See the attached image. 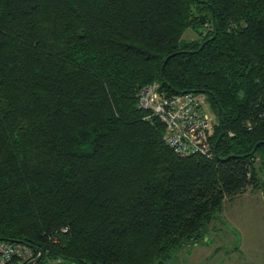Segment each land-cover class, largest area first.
I'll use <instances>...</instances> for the list:
<instances>
[{
    "label": "trees",
    "instance_id": "16d2710c",
    "mask_svg": "<svg viewBox=\"0 0 264 264\" xmlns=\"http://www.w3.org/2000/svg\"><path fill=\"white\" fill-rule=\"evenodd\" d=\"M152 82L219 108L210 157L166 144ZM256 158L264 0H0V240L38 264H165L263 189Z\"/></svg>",
    "mask_w": 264,
    "mask_h": 264
},
{
    "label": "rangeland",
    "instance_id": "374dc122",
    "mask_svg": "<svg viewBox=\"0 0 264 264\" xmlns=\"http://www.w3.org/2000/svg\"><path fill=\"white\" fill-rule=\"evenodd\" d=\"M195 36L190 28L182 34L184 39ZM211 111L216 113L212 107ZM255 164L260 168L258 158ZM258 171L263 178L264 170ZM247 190L225 199L206 237L174 251L165 264H264V196L259 187ZM58 261L46 259L45 264Z\"/></svg>",
    "mask_w": 264,
    "mask_h": 264
},
{
    "label": "built area",
    "instance_id": "2783aa9c",
    "mask_svg": "<svg viewBox=\"0 0 264 264\" xmlns=\"http://www.w3.org/2000/svg\"><path fill=\"white\" fill-rule=\"evenodd\" d=\"M137 94L138 105L164 122V140L174 153L207 157L213 154L218 119L206 94L200 91L165 94L156 82L144 84ZM35 255V249L26 243L0 240V264H25Z\"/></svg>",
    "mask_w": 264,
    "mask_h": 264
},
{
    "label": "water",
    "instance_id": "95a60500",
    "mask_svg": "<svg viewBox=\"0 0 264 264\" xmlns=\"http://www.w3.org/2000/svg\"><path fill=\"white\" fill-rule=\"evenodd\" d=\"M199 19H200V21H201L202 23H204L205 20H206L205 15L202 14V13H200V14H199ZM216 113H217V115L219 114V108L217 109ZM258 144H259V142H257V143L255 144V146L253 147V150L255 149V147H256ZM213 146H214V149H215V146H216V143H215V142H214V145H213ZM262 194H263V196H264V187H263V189H262ZM4 239H5V240H9V239H6V238H4ZM11 241L26 243V242L21 241V240H11ZM26 244L30 245L33 249H35V251H36V255H35L33 258H31L30 260H28L25 264H35V263H37L39 260H41V259L43 258V250H42L40 247H38V246H33V245L29 244V243H26Z\"/></svg>",
    "mask_w": 264,
    "mask_h": 264
},
{
    "label": "crops",
    "instance_id": "0c3cea01",
    "mask_svg": "<svg viewBox=\"0 0 264 264\" xmlns=\"http://www.w3.org/2000/svg\"><path fill=\"white\" fill-rule=\"evenodd\" d=\"M250 190H251V189H249V190H247V191H250ZM244 192H245V191H244ZM238 195H239V194H238ZM225 199H228V198H224V200H225ZM224 200H223V202H224ZM221 210H222V206H221ZM221 210H220V211H221ZM235 264H247V263L239 262V263H235Z\"/></svg>",
    "mask_w": 264,
    "mask_h": 264
},
{
    "label": "flooded vegetation",
    "instance_id": "af4514ba",
    "mask_svg": "<svg viewBox=\"0 0 264 264\" xmlns=\"http://www.w3.org/2000/svg\"><path fill=\"white\" fill-rule=\"evenodd\" d=\"M35 264H38V262H37V263H35Z\"/></svg>",
    "mask_w": 264,
    "mask_h": 264
}]
</instances>
